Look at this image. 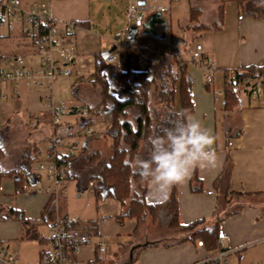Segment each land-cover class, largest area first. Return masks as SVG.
Segmentation results:
<instances>
[{
	"label": "crops",
	"instance_id": "0c3cea01",
	"mask_svg": "<svg viewBox=\"0 0 264 264\" xmlns=\"http://www.w3.org/2000/svg\"><path fill=\"white\" fill-rule=\"evenodd\" d=\"M222 1L178 0L169 6L155 4L152 6L155 11L150 14L144 26L135 31L128 23L123 28L116 22L122 4L127 11V0L110 3L108 14L94 12L91 0L49 2L51 16L58 21L60 34L64 33L63 25L70 21H76L80 27L74 38L67 42L69 46L76 47L77 59L65 67L66 74L59 76L54 84L55 99L66 102V108L61 113L62 121L59 125L53 123L45 90L28 86L25 82L14 84L0 80V144L4 146L6 153L3 168L11 169L24 165L27 161L23 159L25 155L38 156L37 163L33 165L35 168L44 158L39 144H45L48 151L52 147V139L56 141L55 148L58 153L70 156L68 175L63 185L64 192L58 199L44 192L52 184L40 173H35L30 181L35 189L33 194L17 188L13 179L4 178L1 182L0 245L18 257V264H41L42 246L37 238L24 239V225L21 221L9 218L8 209L22 211L26 219L35 225L40 237H45L42 229L50 231L59 218L68 219L73 224H87L96 220L99 237H91L93 243L79 250L76 260L80 264L91 263L98 253L102 257L103 247L110 243L131 245L133 250L130 254L135 249L137 253L142 250L138 257L139 264H192L209 255L204 247L195 246L193 243L162 247L165 240L173 237L166 226H163V229L167 230L166 234H148L141 237L143 226L140 233L135 235L137 221L127 219L123 224H118L116 218L121 214L122 206L110 197H104L97 204L94 214L75 212L76 218L69 215V201L66 197L68 186L77 189L79 198L88 193L87 191L95 198L94 178L101 175L103 161L108 160L111 154L109 141L99 131L101 125L104 129V122H98L94 115L87 112L89 108H97L101 103V91L92 84L95 80V55L103 52L108 53V56L119 57L108 68L109 74L113 75L117 68H126V56L128 53L132 56L133 49L137 52L140 66L142 64L139 69L133 64V68L139 71L150 65L151 70L157 72L161 68L157 63L160 61L162 65L173 63V67H176L177 61H187V69L195 83L192 88L195 113L192 115L216 138L213 147L219 158L218 166L197 168L190 179L177 184L180 223L189 225L196 221L212 220L218 208L221 213H226L244 205L239 213L221 222V247L228 254L226 264L232 259H236L237 264H264V85L263 96L257 98L246 91L247 89H243L240 104L233 111L224 110L223 96L225 72L247 67H264V16L259 18L246 15L236 3L228 2L223 7L221 31H208L199 37L192 31H185L192 7L202 12L201 24L207 27L221 25ZM21 2L25 10L35 3H32L33 0ZM41 2L46 3L47 0H40ZM155 14H160V19L153 27L155 35H145V24ZM7 23L6 31H0V54L9 58L15 54L27 57L36 53H21L24 47L22 43L26 44L22 39L21 30H28L27 26L17 21L19 27L14 30L11 21ZM101 28L108 32L105 33ZM141 33L148 36L150 41L137 45L136 40ZM131 35L133 37L128 38ZM118 38L122 42L128 38V46L118 43ZM199 43L204 47V62L215 63L217 66L212 85L205 82L200 66L191 63L192 58L187 59L184 55L186 45L192 53L194 46ZM161 53H164V57L155 62V57ZM98 123L102 124L99 126ZM89 129H95V132L90 134ZM76 138L80 143L74 140ZM76 145L78 148L73 152ZM83 148H87L86 151H83ZM97 153L103 158L93 161L92 157ZM228 162L231 175L228 181L219 182L217 191L215 183L227 169ZM195 174L204 185L201 194L192 192L190 181ZM223 193L248 194L250 198L246 202L233 199L229 204ZM146 200L150 204L161 203L153 196L152 184ZM85 216L86 219L83 218ZM71 232L75 234L73 230ZM89 255L91 259L88 263L82 261L87 260Z\"/></svg>",
	"mask_w": 264,
	"mask_h": 264
},
{
	"label": "trees",
	"instance_id": "16d2710c",
	"mask_svg": "<svg viewBox=\"0 0 264 264\" xmlns=\"http://www.w3.org/2000/svg\"><path fill=\"white\" fill-rule=\"evenodd\" d=\"M177 1L171 0V2ZM189 1L192 2L193 0ZM228 2L236 3L246 15L259 18L264 16V0H223L220 7L221 25L207 27L201 24L202 12L200 9L192 7L190 10L191 17L185 31H192L196 37L208 31H221L223 29V7ZM21 36L23 41L26 42V44L22 43L24 47L21 53L36 52L33 44L37 34L30 29H22ZM126 57L128 61L126 68H117L114 74L111 75L108 72L110 66L108 53L100 52L95 55V80L92 84L101 91V103L97 108H89L87 112L94 115L97 120L104 122L105 131L103 135L109 141L111 151L109 159L103 161V172L100 176L94 178L95 199L100 203L104 197H110L120 203L122 212L116 218V221L118 224H123L127 219H135L137 221L135 235L140 233L148 221L155 226H159L162 223V218H164L165 226L173 234V237L165 240L162 243V247L169 248L184 243H193L198 246L199 242H202L204 250L209 255L224 251L221 247L220 238L221 222L239 213L244 205H239L226 213H221L218 208L212 220L196 221L189 225H182L179 219L178 186L174 185L170 189L166 201L159 204H150L146 200V195L151 184L143 179L134 167V161L138 156L142 158L148 157L150 149L149 138L163 135L164 130L171 127L172 122L176 120L178 112L184 110L189 115L195 113L192 97V88L195 83L192 74L186 65L183 66L181 64V61L176 62V67H173V63L162 65L161 61L157 62L164 57V53L155 57L154 61L161 65L160 70L157 72L151 70L150 65L142 71L135 70L131 54L128 53ZM0 58L7 57L0 54ZM257 69L264 70V67L243 68V73L235 76H232L229 71L225 72L224 110L227 112L233 111L239 106L241 91L243 89L246 90L244 80L254 76ZM230 79L237 80L239 86H234ZM87 148H83V151H86ZM5 157V148L0 144V186L4 178H10L15 181L16 187L19 188L24 181L20 176H17L16 171L18 169L32 170L33 165L38 161V156L25 155L23 159L27 161H25L24 165H18V167L11 169L3 168L2 164ZM59 158L64 162L67 170L70 156L60 154ZM102 158L97 153L93 155L92 160H102ZM229 164L230 162H228L227 169L215 183L217 191L220 186L219 182L228 181L231 175ZM33 177L34 174L31 180H33ZM190 183L193 193H203L204 185L197 174L191 178ZM222 195L229 204L232 203L233 199L246 202L250 198L248 194L232 193L228 195V193H223ZM8 210L9 218L21 221L24 225V239H38L39 244L42 246L41 264H45L46 249L49 246L47 239L41 238L37 234L38 231L35 229V225L33 226L26 219L22 211ZM63 225L66 229L73 230L75 235L81 234L89 238L99 237L98 222L96 220L87 224H73L68 219H64ZM141 251L139 250L136 253L135 259L131 254L133 256L131 259L134 260L129 264L135 263ZM73 257L74 259L77 258L76 255H73ZM102 263L103 259L98 253L97 258L89 264Z\"/></svg>",
	"mask_w": 264,
	"mask_h": 264
},
{
	"label": "built area",
	"instance_id": "2783aa9c",
	"mask_svg": "<svg viewBox=\"0 0 264 264\" xmlns=\"http://www.w3.org/2000/svg\"><path fill=\"white\" fill-rule=\"evenodd\" d=\"M39 5L34 3L29 9L25 10L21 0H0V25L5 24L13 19L26 25L28 29L37 34L33 46L36 53L27 57L15 55L9 58H0V80L10 81L19 84L25 82L28 86H35L47 92L46 102L53 123L59 125L62 121L61 113L66 108L65 101H57L54 97V84L59 76L65 75V67L72 64L77 58L76 47L69 46L68 41L74 38L79 24L76 21H70L63 25L64 33L58 31V21L51 16L50 2ZM112 3L117 0H104ZM153 0H127V19L130 28L137 30L144 26L150 14L155 11L153 7L148 6V2ZM141 2L145 4L142 5ZM141 4V5H140ZM42 32V34H41ZM120 44L128 46V38L124 42L120 38L116 40ZM204 47L201 43L196 44L192 51L191 63L200 66L203 71L204 80L207 84L212 85L217 66L214 63L204 62ZM38 57L40 64L38 69L32 67L34 58ZM108 63L112 64L119 59L116 55L108 56ZM187 61H182L185 66ZM232 76L242 74V70H230ZM231 80V79H230ZM229 81V80H228ZM247 91L254 97L263 96L264 70L257 69L254 76L245 80ZM234 86L238 87L239 82L232 79ZM93 134L94 129H89ZM54 144V145H53ZM56 141H52V147L46 152V162L39 163L36 170L25 171L18 169L17 176L23 179L20 187L23 191L33 194L35 189L32 187L30 180L35 173H44L45 177L52 183V186L45 190L58 199L64 192V181L67 176V170L64 162L59 158L60 153L56 151ZM78 146H74L73 152ZM92 185V183H91ZM41 191V190H39ZM49 246L47 247L45 264H80L73 255H77L79 250L85 246L91 245L93 239L85 235H75L63 225L60 218L50 229L47 237ZM199 247L203 248L202 242ZM227 252L220 251L214 255H208L205 259L192 262V264H226ZM19 259L16 255L0 245V264H18Z\"/></svg>",
	"mask_w": 264,
	"mask_h": 264
},
{
	"label": "clouds",
	"instance_id": "9594fccd",
	"mask_svg": "<svg viewBox=\"0 0 264 264\" xmlns=\"http://www.w3.org/2000/svg\"><path fill=\"white\" fill-rule=\"evenodd\" d=\"M161 136L149 138V155L137 157L134 167L152 184L153 196L167 200L170 189L186 182L197 168H216L215 136L194 115L182 110Z\"/></svg>",
	"mask_w": 264,
	"mask_h": 264
},
{
	"label": "rangeland",
	"instance_id": "374dc122",
	"mask_svg": "<svg viewBox=\"0 0 264 264\" xmlns=\"http://www.w3.org/2000/svg\"><path fill=\"white\" fill-rule=\"evenodd\" d=\"M37 3V4H41L40 3V0H33L32 3ZM173 2H171V0H153V1H149L148 2V6L149 7H152L153 5H166V6H169V4H172ZM128 6V5H126ZM109 7H110V3H108L107 1H104V0H91V8L92 10H94V12H96L98 14V12H106L107 14L109 13ZM127 9V7H126ZM125 7H123V4H122V8H120V10L118 11V17L117 18V25L118 26H121V27H125L128 23V19H127V16L125 14ZM11 23L13 24L14 26V30L15 29H18L19 27V24H17V20L16 19H13L11 21ZM115 23V22H114ZM7 25L8 23L6 24H3L1 27H0V31H6V28H7ZM103 29V31L105 33H107L108 31L104 28H101ZM143 41H150V38L148 36H145L143 35L142 33L138 36L137 40H136V44L137 45H142L143 44ZM185 47V46H184ZM183 47V48H184ZM136 54L137 52L133 49L132 51V56L133 57V64H134V67L136 65V67L139 69L141 66H140V60H139V57H136ZM186 55V58L187 59H191L192 58V53H191V49L188 45H186V48H185V54ZM39 64H40V60L38 59V57H35L34 58V63L32 66L36 67L37 69L40 68L39 67ZM98 122H102V120H97ZM99 126L102 124L98 123ZM102 125L101 127H99V130L100 132H102V134L104 133V129H102ZM95 131V129H94ZM74 140H77L78 143H80V140H78V138L74 139ZM53 141V139H52ZM51 141V143H52ZM54 145V144H53ZM39 147H40V150L42 151V153L44 154V158H42V162L41 163H45L46 162V145L41 143L39 144ZM44 160V161H43ZM37 169V166L34 168L33 167V170H36ZM42 176L45 178V174L44 173H41ZM44 183H45V180H44ZM52 184V183H51ZM46 185V184H45ZM68 190H67V201H69L68 203V210H69V215L72 217V218H76V215H75V212H78L79 214H85V215H91V214H94L96 212V209H97V204H99L97 202V200L95 198H92L91 197V194L90 191H87L88 193H84L80 198L78 197V192H77V189H75L73 186L69 185L68 186ZM91 200V201H90ZM91 206V207H90ZM84 219H86V216L83 217ZM163 222L161 223V225L159 226H155L153 224H151L150 221H148V223H146L144 225V228L143 230L141 231L140 233V236H145V235H148L150 234L151 236H159V235H162V234H166L167 231L166 229L164 230L163 229V226L165 227V219L163 218L162 220ZM43 232H45V237L48 236V231L49 230H46V229H42ZM131 250H133V248H131V245H128L127 243L126 244H123V243H110V244H107L106 246L103 247L102 249V252H101V256L103 257V263L102 264H129L130 261H131V257L134 256V259H135V255L137 253V249L134 250V252L132 253L133 256H131L130 252ZM93 258V257H92ZM91 259V255L88 256L87 260H82L84 261L85 263H88L87 261ZM229 260V259H228ZM236 259H232V261H228V264H237ZM140 260L137 259L135 260V263L134 264H139Z\"/></svg>",
	"mask_w": 264,
	"mask_h": 264
},
{
	"label": "water",
	"instance_id": "95a60500",
	"mask_svg": "<svg viewBox=\"0 0 264 264\" xmlns=\"http://www.w3.org/2000/svg\"><path fill=\"white\" fill-rule=\"evenodd\" d=\"M142 5H144L145 3L144 2H141ZM140 4V5H141ZM160 19V14H155L146 24H145V28H146V31H145V35H150V36H154L155 33H154V30L155 28L154 25L156 24V22ZM133 31L137 30L135 28H132ZM133 37L132 35L131 36H128V38H131ZM132 43V42H130ZM132 262V261H131Z\"/></svg>",
	"mask_w": 264,
	"mask_h": 264
}]
</instances>
